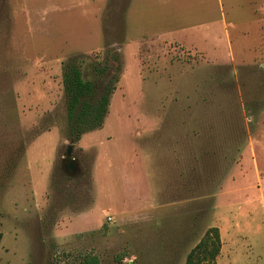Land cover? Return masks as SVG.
<instances>
[{
    "label": "rangeland",
    "instance_id": "rangeland-1",
    "mask_svg": "<svg viewBox=\"0 0 264 264\" xmlns=\"http://www.w3.org/2000/svg\"><path fill=\"white\" fill-rule=\"evenodd\" d=\"M69 65L111 91L77 142ZM210 228L264 264V0H0V264H185Z\"/></svg>",
    "mask_w": 264,
    "mask_h": 264
},
{
    "label": "trees",
    "instance_id": "trees-1",
    "mask_svg": "<svg viewBox=\"0 0 264 264\" xmlns=\"http://www.w3.org/2000/svg\"><path fill=\"white\" fill-rule=\"evenodd\" d=\"M64 90L71 141L102 127L107 114L111 91H97L96 86L82 79L81 71L75 65L64 68ZM221 239L217 228L208 229L200 241L187 254L185 264H216L220 253ZM86 264H98L91 258Z\"/></svg>",
    "mask_w": 264,
    "mask_h": 264
},
{
    "label": "water",
    "instance_id": "water-1",
    "mask_svg": "<svg viewBox=\"0 0 264 264\" xmlns=\"http://www.w3.org/2000/svg\"><path fill=\"white\" fill-rule=\"evenodd\" d=\"M67 156L71 154V148H68L66 151ZM69 169L75 174L79 172L78 165L75 159H71L69 162Z\"/></svg>",
    "mask_w": 264,
    "mask_h": 264
},
{
    "label": "flooded vegetation",
    "instance_id": "flooded-vegetation-1",
    "mask_svg": "<svg viewBox=\"0 0 264 264\" xmlns=\"http://www.w3.org/2000/svg\"><path fill=\"white\" fill-rule=\"evenodd\" d=\"M67 155V154H66ZM71 159H74L72 158L70 155L67 156V159L63 162V170L68 173V174H74L70 169H69V162L71 161ZM77 162V161H76ZM78 165V163H77ZM78 169H79V165H78Z\"/></svg>",
    "mask_w": 264,
    "mask_h": 264
},
{
    "label": "crops",
    "instance_id": "crops-1",
    "mask_svg": "<svg viewBox=\"0 0 264 264\" xmlns=\"http://www.w3.org/2000/svg\"><path fill=\"white\" fill-rule=\"evenodd\" d=\"M163 37V35H161Z\"/></svg>",
    "mask_w": 264,
    "mask_h": 264
}]
</instances>
